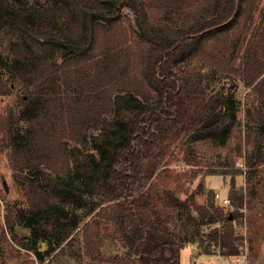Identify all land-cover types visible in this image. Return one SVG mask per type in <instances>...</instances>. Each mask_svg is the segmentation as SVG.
<instances>
[{
    "label": "trees",
    "instance_id": "obj_1",
    "mask_svg": "<svg viewBox=\"0 0 264 264\" xmlns=\"http://www.w3.org/2000/svg\"><path fill=\"white\" fill-rule=\"evenodd\" d=\"M241 1L217 0L210 16L191 11L174 28L153 21L143 0H0V35L10 36L8 50L0 53V95L21 94L0 116V133L27 200V207L9 213L6 226L18 223L31 234L11 231L9 239L1 230L0 244L9 246L12 257L25 250L42 262L68 244L82 223L84 231L90 224L97 227L98 217L115 227L139 264H181V249L194 241L202 245L200 227L220 220L223 229L215 226L212 232L221 254L239 253L234 215L221 216L219 208L212 211L213 202L189 203L166 189L154 195L149 183L168 146L223 145L239 122L236 99L210 93L203 68L180 65L204 56L213 37L237 28ZM124 6L135 15V57L98 50L102 34L119 25ZM252 90L259 110L254 150L244 158L249 173L264 163L263 77ZM47 93L57 96L55 150L68 157V171L60 172L49 160L25 170L14 153L16 108L24 110ZM44 128L35 123L36 131L48 134ZM228 197L230 205L240 200L237 193ZM86 213L98 217L87 224ZM40 241L46 244L43 251Z\"/></svg>",
    "mask_w": 264,
    "mask_h": 264
},
{
    "label": "rangeland",
    "instance_id": "obj_2",
    "mask_svg": "<svg viewBox=\"0 0 264 264\" xmlns=\"http://www.w3.org/2000/svg\"><path fill=\"white\" fill-rule=\"evenodd\" d=\"M143 1L153 21H161L175 28L191 11L202 9L204 15L212 14L217 0ZM240 9L236 29L213 37L204 56L190 58L180 65L182 70L203 68L208 72L205 79L210 93L223 92L236 99L239 105L235 113L239 122L233 126L228 141L223 145L210 141L188 145L179 141L168 146L163 164L151 179L149 189L154 195L166 189L189 203L213 202L212 211L217 207L221 216L227 213L229 216L234 215L232 236L241 243L236 264H264V163L257 172L249 173L244 159L246 153H253L256 140L254 122L259 110V100L252 85L256 80L264 78V0H242ZM137 35L135 15L130 7L124 6L119 25L113 31L102 34L98 50L104 52L107 49L110 53L117 51L121 55L135 57L139 48ZM9 39L7 33L0 35V53L8 50ZM20 95L18 90L0 95V116L6 113L9 105L18 104ZM54 98L57 96L53 93L37 95L29 107L24 110L20 108L19 112L16 108L17 115L13 121L16 127L14 153L21 159L25 170L32 168L37 161L44 163L47 160L55 164L60 172L68 171L71 167L68 157H60L61 154L55 150L58 130L53 109L58 101ZM37 122L44 123L48 134L35 130ZM1 136L2 133L0 234L4 229L9 239L11 231L18 236H30V231L18 223L11 229L6 226V217H12L9 213H13L17 206L27 207V200L17 177L18 169L10 162L12 150L6 143L4 146ZM261 147L264 150V139ZM54 152L58 154L51 160ZM231 192L237 193V199H240L233 201L231 205L224 204L215 197V193L224 197ZM94 217L98 216L86 213L83 221H89V224ZM98 218L97 227L90 224L84 231L86 226H82V223L68 244L58 248L50 256L46 255L42 262L36 260L32 252L24 249L20 257H12L9 246L0 244V264H139L128 253L115 227L106 222L105 217ZM215 226L223 229L222 221L200 227L202 245L199 246L194 241L181 249V264H191L192 258L193 264L235 263L229 256L221 254L212 232ZM86 233L87 243L83 237ZM45 248V242L40 241L39 249L43 251Z\"/></svg>",
    "mask_w": 264,
    "mask_h": 264
},
{
    "label": "built area",
    "instance_id": "obj_3",
    "mask_svg": "<svg viewBox=\"0 0 264 264\" xmlns=\"http://www.w3.org/2000/svg\"><path fill=\"white\" fill-rule=\"evenodd\" d=\"M215 197L216 198H219V200H221L224 204L230 203V199H229L228 195L227 196H224V197H220L218 193H215ZM238 255H239V253L238 254H235V255H230L229 256L230 258H232V261H235V263H232V264H236V259H237V257H239ZM239 264H244V263L241 262Z\"/></svg>",
    "mask_w": 264,
    "mask_h": 264
},
{
    "label": "water",
    "instance_id": "obj_4",
    "mask_svg": "<svg viewBox=\"0 0 264 264\" xmlns=\"http://www.w3.org/2000/svg\"><path fill=\"white\" fill-rule=\"evenodd\" d=\"M193 262H194V258L191 259V264H193Z\"/></svg>",
    "mask_w": 264,
    "mask_h": 264
}]
</instances>
